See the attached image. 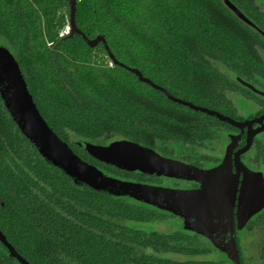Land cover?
Returning <instances> with one entry per match:
<instances>
[{
    "label": "trees",
    "instance_id": "1",
    "mask_svg": "<svg viewBox=\"0 0 264 264\" xmlns=\"http://www.w3.org/2000/svg\"><path fill=\"white\" fill-rule=\"evenodd\" d=\"M229 1L254 27L224 0H76L75 23L89 39L103 36L117 62L173 96L235 119L236 97L262 105L237 79L264 87V4ZM69 16L67 0H0V45L17 61L44 120L107 175L188 187L189 181L102 163L78 143L127 139L205 167L217 162L221 144L215 145L231 126L139 81L103 43L89 47L79 34L60 36ZM252 156L264 163V140ZM135 222L175 228L146 231ZM244 229L261 238L249 264H264V209ZM0 230L29 264H233L206 237L184 230L180 217L76 183L40 155L1 97ZM236 238L244 264L238 231ZM216 252L220 258H206ZM0 264H20L1 242Z\"/></svg>",
    "mask_w": 264,
    "mask_h": 264
},
{
    "label": "water",
    "instance_id": "2",
    "mask_svg": "<svg viewBox=\"0 0 264 264\" xmlns=\"http://www.w3.org/2000/svg\"><path fill=\"white\" fill-rule=\"evenodd\" d=\"M67 1L70 9L68 33L70 36L81 35L89 47L103 43L114 63L136 75L139 81L161 91L169 100L233 126L245 124L218 111L177 98L143 76L138 69L117 62L103 36L98 35L94 39H89L78 29L75 23L76 0ZM224 3L239 19L254 27L231 1L224 0ZM243 84L250 86L245 82ZM0 97L21 133L36 147L40 155L76 183L85 184L113 196H127L168 211L182 219L184 230L206 237L216 249L225 253L233 264H241L236 231L242 230L254 215L264 209V176L262 172L243 168L237 154L234 158L236 172H233L231 157L233 140L227 146L223 161L211 168H202L179 159L165 157L150 147L127 139L114 140L108 144L87 141L78 143L94 159L118 169L192 181L199 186L192 189H175L122 180L105 174L95 165L81 159L52 130L40 114L17 61L2 45H0ZM263 119L264 115L258 121L262 123ZM263 129L261 127L257 132ZM250 139L248 136L244 150L248 148ZM239 170L243 171V178L238 189ZM0 242L20 264H29L17 253L1 230Z\"/></svg>",
    "mask_w": 264,
    "mask_h": 264
},
{
    "label": "flooded vegetation",
    "instance_id": "3",
    "mask_svg": "<svg viewBox=\"0 0 264 264\" xmlns=\"http://www.w3.org/2000/svg\"><path fill=\"white\" fill-rule=\"evenodd\" d=\"M262 2H263V0H262ZM263 4H264V2H263ZM259 32L262 35L264 33V31H259ZM237 81L241 85H243L244 87L249 89L258 98H260V100L262 101V105H257L254 101H251V100H245L241 97H236V99L241 100L243 103L247 104V106H246L247 110L243 109V107H240L237 103V100L235 99L236 106L240 110L241 115L239 116V118H235V119L232 118V119H234L235 121L241 122V123H245V124H243L242 126H233V125H230L227 123L228 125L231 126V128L227 132H223L224 138H223V142L221 143V146H220L221 148H220L219 153H218V160L214 165L208 166L207 168L217 166L223 161L227 146L233 140L234 144H233V149L231 151L233 172L234 173L236 172V166H235L234 158H235V155L237 154L238 155L237 158H239L240 162L244 166L243 168H246L249 171L262 172V174L264 176V171L261 169L264 166V163L260 164V163L256 162V160H254L255 158H253V156H252L253 145L258 141L260 142V141L264 140V129L257 132V130L260 129L261 127L264 128V119L262 120V123L260 121H258L264 115V87L253 85L251 83L242 81L240 79H237ZM243 82L249 84L250 86L243 84ZM248 136L251 137V139H250L251 142H250L248 148L246 150H244V148L247 145ZM202 168H206V167H202ZM242 178H243V171L239 170L238 189L241 186ZM189 182L190 183H189L188 187H171V188L192 189V188H197L199 186L195 182H192V181H189ZM237 194H239V191L237 192ZM236 204H237V201H236ZM236 209H237V207L235 206L234 211H236ZM226 237H227V235H226ZM236 242H237V238H236Z\"/></svg>",
    "mask_w": 264,
    "mask_h": 264
},
{
    "label": "rangeland",
    "instance_id": "4",
    "mask_svg": "<svg viewBox=\"0 0 264 264\" xmlns=\"http://www.w3.org/2000/svg\"><path fill=\"white\" fill-rule=\"evenodd\" d=\"M222 70H223V68H222ZM236 100H237V103L240 107H243V109L247 110L246 109L247 104L243 103L241 100H238V99H236ZM221 142H222V139L219 138L215 147H219ZM215 153L216 152L214 151L212 155H215ZM209 154H211V152H209ZM163 156L173 158V159H178V156H176V154H174V155H163ZM209 165L210 164H206L205 167L207 168ZM261 169L264 171V166ZM166 183L172 184L171 182H166ZM132 225L136 226L137 228H141L143 230H146V231H151V230L169 231V230L175 228L174 227L175 225H169L168 226L164 223H151V222H149V223L135 222V223H132ZM260 239H261L260 234L258 232H256L255 230L249 231V230L242 229V230L238 231V243L241 246L242 256L246 260V262L244 264H249L250 258L254 257L257 254V245L259 244ZM220 257H221V255L218 254L217 252L209 254L206 256V258H220Z\"/></svg>",
    "mask_w": 264,
    "mask_h": 264
},
{
    "label": "built area",
    "instance_id": "5",
    "mask_svg": "<svg viewBox=\"0 0 264 264\" xmlns=\"http://www.w3.org/2000/svg\"><path fill=\"white\" fill-rule=\"evenodd\" d=\"M65 28H66V29H65L64 31L60 32V36H62V35H66V34L69 33V30H70L69 25H67Z\"/></svg>",
    "mask_w": 264,
    "mask_h": 264
}]
</instances>
